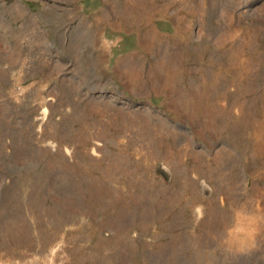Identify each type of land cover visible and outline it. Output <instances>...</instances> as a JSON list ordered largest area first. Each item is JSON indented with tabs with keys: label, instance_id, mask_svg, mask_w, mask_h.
Instances as JSON below:
<instances>
[{
	"label": "rangeland",
	"instance_id": "obj_1",
	"mask_svg": "<svg viewBox=\"0 0 264 264\" xmlns=\"http://www.w3.org/2000/svg\"><path fill=\"white\" fill-rule=\"evenodd\" d=\"M0 264H264V0H0Z\"/></svg>",
	"mask_w": 264,
	"mask_h": 264
},
{
	"label": "bare ground",
	"instance_id": "obj_2",
	"mask_svg": "<svg viewBox=\"0 0 264 264\" xmlns=\"http://www.w3.org/2000/svg\"><path fill=\"white\" fill-rule=\"evenodd\" d=\"M254 136H255V135H254ZM256 136H257V135H256ZM251 137H252V136H251ZM250 139H251V138H250ZM252 139H253V138H252ZM252 141H253V140H252ZM261 145H262V143H261ZM256 146H257V145H256ZM250 147H251V145H250ZM250 147H249V148H250ZM255 149H256V147H253V149L251 150L253 155H256L255 152H256L257 149H256V150H255ZM251 151H250V152H251Z\"/></svg>",
	"mask_w": 264,
	"mask_h": 264
}]
</instances>
